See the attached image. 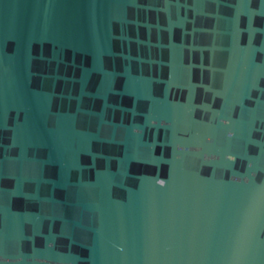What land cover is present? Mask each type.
Returning <instances> with one entry per match:
<instances>
[{
    "label": "water",
    "instance_id": "obj_1",
    "mask_svg": "<svg viewBox=\"0 0 264 264\" xmlns=\"http://www.w3.org/2000/svg\"><path fill=\"white\" fill-rule=\"evenodd\" d=\"M0 264H264V0H0Z\"/></svg>",
    "mask_w": 264,
    "mask_h": 264
}]
</instances>
